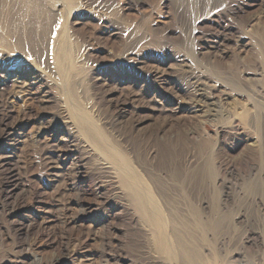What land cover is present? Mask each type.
<instances>
[{"label":"rangeland","instance_id":"374dc122","mask_svg":"<svg viewBox=\"0 0 264 264\" xmlns=\"http://www.w3.org/2000/svg\"><path fill=\"white\" fill-rule=\"evenodd\" d=\"M45 2L31 41L0 47V264H184L145 235L115 177L127 159L206 264H264V0ZM9 9L22 35L31 15ZM11 73L17 86L4 85ZM198 73L230 97L194 113ZM241 103L253 119L237 130Z\"/></svg>","mask_w":264,"mask_h":264},{"label":"bare ground","instance_id":"6f19581e","mask_svg":"<svg viewBox=\"0 0 264 264\" xmlns=\"http://www.w3.org/2000/svg\"><path fill=\"white\" fill-rule=\"evenodd\" d=\"M68 2V1H67ZM46 2H45V0H0V47L3 49V51H10V50H13V49H15V48H22L23 47V45H24V43H25V40L27 41V39L29 40L30 38V36L28 35V32L30 33V32H34L37 28H38V25L40 24V22L39 21H41V16L43 17V15L45 14V16L47 17V15H49V13H47V12H49V10L50 9H48V11H45L46 10V4H45ZM95 3V2H94ZM53 4V3H52ZM56 5V4H55ZM64 6V5H63ZM11 7H18V9H23V10H25L26 12H29L28 13V15L30 14L31 15V19H28L27 21H29L27 24H24V25H22L24 28V30H23V33H22V35L21 34H19V31L17 30V29H19V28H15V25L14 24H16L17 22L13 19V17L12 16H14V14L12 15V13H11V15H10V11H8V10H10L9 8H11ZM55 7V6H54ZM54 7H52V8H54ZM65 8H66V6H65ZM96 8V7H95ZM4 9V10H3ZM14 9V8H13ZM12 9V10H13ZM22 10V11H23ZM7 11V12H6ZM20 12H21V10H19ZM19 11H17V12H19ZM68 11V10H67ZM24 12V11H23ZM15 13V12H14ZM22 13V12H21ZM25 13V12H24ZM44 13V14H43ZM47 13V14H46ZM51 13H52V11H51ZM15 15H16V13H15ZM27 15V16H28ZM103 15V14H102ZM125 15V14H124ZM18 16V13H17V15H16V17ZM20 16V15H19ZM23 16V14L21 15V17ZM25 16H26V14H25ZM24 16V17H25ZM15 17V16H14ZM50 17V16H49ZM53 17V16H52ZM99 17H100V15H99ZM18 18V17H17ZM20 18V17H19ZM54 18V17H53ZM56 18V17H55ZM111 18V17H110ZM22 19V18H21ZM21 19H20V21H21ZM27 19V18H26ZM40 19V20H39ZM48 19H50V18H48ZM48 19H46V21L48 22ZM52 19V18H51ZM25 22H26V20H24ZM45 21V22H46ZM53 21V20H52ZM44 22V21H43ZM44 22V23H45ZM46 22V24H44V25H49L50 23H51V20H50V22H49V24ZM19 23V22H18ZM17 23V24H18ZM21 23V22H20ZM16 24V25H17ZM21 24H23V21H22V23ZM21 24L19 25L18 24V26H21ZM42 24V23H41ZM42 24V25H43ZM115 24V23H114ZM120 24V23H119ZM100 25V24H99ZM54 26V25H53ZM67 26H68V24H67ZM43 27H45V26H42V28ZM47 28V30H48V26H46ZM42 28H41V30H42ZM38 29H40V28H38ZM45 29V28H44ZM52 29V28H51ZM96 29V28H95ZM43 31V30H42ZM45 31V30H44ZM35 32H37V30L35 31ZM34 32V33H35ZM40 32V31H39ZM48 33V32H47ZM47 33L45 34V35H47ZM68 33V32H67ZM39 34V33H38ZM41 34H43V32L41 33ZM31 35H32V33H31ZM67 35V34H66ZM33 36V35H32ZM40 36H42V35H40ZM39 36V37H40ZM57 36V35H56ZM65 36V35H64ZM38 36H36V38H37ZM38 37V38H39ZM42 37H44V36H42ZM92 37V36H91ZM34 38H35V35H34ZM36 38H35V40H36ZM39 39H41V38H39ZM35 40H34V42H35ZM59 40V39H58ZM62 40V39H61ZM67 40V39H66ZM92 40V39H91ZM30 41H31V39H30ZM32 41H33V38H32ZM89 41V40H88ZM36 42H38V41H36ZM48 42V41H47ZM27 43H30L29 41L27 42ZM68 43V42H67ZM37 44V43H36ZM26 45H28V44H26ZM61 45V44H60ZM32 46V45H31ZM33 46H35V44L33 45ZM50 46V45H49ZM55 46V45H54ZM37 47V46H36ZM67 48V47H66ZM37 49H38V47H37ZM68 49V48H67ZM39 51V50H38ZM61 51V50H60ZM66 51V50H65ZM71 52V51H70ZM84 52H86V51H84ZM58 53V52H57ZM87 53V52H86ZM124 53V52H123ZM85 54V53H84ZM10 54L9 53H7V52H4L3 54H0V62H5L6 60H9V58H10V56H9ZM123 55V54H122ZM59 57H61L62 58V56H59ZM66 59V58H65ZM77 59V58H76ZM12 60V59H11ZM59 61H62L60 58H59ZM58 61V62H59ZM66 61V60H65ZM68 61V60H67ZM76 62V61H75ZM6 63V62H5ZM11 63V62H10ZM61 63V62H60ZM69 63V62H68ZM64 64V63H63ZM8 65H10V64H8ZM62 65V64H61ZM60 65V66H61ZM62 66H64V65H62ZM66 66V65H65ZM65 66H64V68H65ZM71 66H72V64H71ZM71 66H70V68H71ZM76 66V65H75ZM7 67V66H6ZM67 67V66H66ZM188 67V66H187ZM64 68L62 69V67H61V69L64 71ZM76 69H77V66L75 67ZM74 68V69H75ZM78 69H79V67H78ZM95 69V68H94ZM57 70V69H56ZM60 70V69H59ZM65 70H67V68L65 69ZM80 70V69H79ZM78 70V71H79ZM160 70V69H159ZM192 70V69H191ZM58 71V70H57ZM62 71V72H63ZM70 71H71V69H70ZM75 70H73L72 71V73L74 72ZM77 71V70H76ZM158 71V70H157ZM156 71V72H157ZM60 72H61V70H60ZM61 72V73H62ZM65 72V71H64ZM165 72V71H164ZM59 73V72H58ZM67 73V72H66ZM75 73V72H74ZM196 73V72H195ZM69 74H71L70 72H69V69H68V74L67 75H69ZM156 74V73H155ZM164 74V73H163ZM166 74V73H165ZM178 74V73H177ZM184 74V73H183ZM202 74V73H201ZM201 74L200 73H198V74H194L192 77H193V81H194V83H195V89H194V92H193V95H194V97L195 98H198V100H197V104L195 103V105H194V113H198V112H200V109H202L203 108V103H205V104H207V103H209V100L208 99H210L211 100V98H215L216 100H215V102L217 103V102H220V101H222V97L224 96V98L225 99H228L229 97H230V94H227V92H224L225 90H219L220 88H215V90L213 89V87L214 86H208L207 85V83H205V82H203L202 81V77H201ZM10 75H12V76H16V78H7V79H4V81H5V84L4 85H10V84H14V85H16V83H19L20 82V80H19V78H20V76H18V73H11ZM62 75V74H61ZM66 75V76H67ZM161 75V74H160ZM59 76V75H58ZM64 76V75H63ZM158 76V75H157ZM206 76V75H205ZM62 77V76H61ZM65 77V76H64ZM63 77V78H64ZM69 76H67V78H68ZM190 77V76H189ZM66 78V79H67ZM70 78V77H69ZM53 79V78H52ZM54 80V79H53ZM61 80H63V79H61ZM70 80H72V79H70ZM74 80V79H73ZM163 80V79H162ZM69 81V80H68ZM68 81H66V82H68ZM208 81V80H207ZM55 82V81H54ZM65 82V81H64ZM74 82V81H73ZM72 82V83H73ZM191 82V81H190ZM1 83V82H0ZM32 83V82H31ZM164 83V82H163ZM28 84V83H27ZM58 84V83H57ZM64 84V83H63ZM62 84V85H63ZM166 84V83H165ZM13 85V86H14ZM20 85V84H19ZM25 85V84H24ZM189 85V84H188ZM216 86H218L217 84H215ZM12 86V87H13ZM17 86V85H16ZM15 86V87H16ZM65 86V88H67L66 89V95H67V98L68 97H70L71 96V94H72V91H70V84L69 83H67V84H65L64 85ZM191 86V85H190ZM215 86V87H216ZM62 87V86H61ZM6 88V87H5ZM4 88V89H5ZM63 88V87H62ZM73 88H74V86H73ZM173 88V87H172ZM192 89V88H191ZM30 90V89H29ZM64 90V89H63ZM58 91V90H57ZM65 91V90H64ZM214 92V93H213ZM186 93H187V91H186ZM190 93V92H189ZM191 93H192V91H191ZM229 93V92H228ZM231 93V92H230ZM65 94V93H64ZM29 95V94H28ZM43 95V94H42ZM77 95V94H76ZM178 96V95H177ZM61 97V96H60ZM73 98H74V96H72ZM71 97V98H72ZM155 97V96H154ZM193 97V96H192ZM235 97V96H234ZM194 98V99H195ZM248 98V97H247ZM69 100H70V98H68ZM75 99V98H74ZM74 99H72V100H74ZM68 100V101H69ZM177 100V99H176ZM191 100V99H190ZM220 100V101H219ZM192 101V100H191ZM190 101V102H191ZM193 101H195V100H193ZM230 101V100H229ZM248 101H249V99H248ZM67 102V101H66ZM74 102V101H73ZM78 102V101H77ZM214 102V101H213ZM76 103V102H75ZM161 103V102H160ZM192 103V102H191ZM194 103V102H193ZM221 103V102H220ZM65 104V103H64ZM68 104H70V103H68ZM73 104V103H72ZM71 104V110H69V109H67V113L66 114H69L68 113V110H69V112H70V116H72V118L74 117L76 120H78V124L80 125V127H86V124H87V126H89L88 124L89 123H85L84 121H83V119H82V116H81V114H80V112H77L78 110H76L75 109V104L74 105H72ZM162 104V103H161ZM212 104V103H211ZM67 106V105H66ZM78 106V105H77ZM192 106V105H191ZM206 106V105H205ZM223 106H224V104H223ZM216 107V106H215ZM241 109H242V112H241V114L238 116V117H236V118H233V116L235 115L233 112H231V114H232V120H234V122H233V125H234V128L235 129H237V130H239L240 128H242V124L244 123V121H247L248 119L250 120L251 119V121H252V119L253 118H250L251 116H250V113H249V109L247 108V106H246V104H244V103H241ZM69 108V107H68ZM79 108H80V110H81V107L79 106ZM78 108V109H79ZM166 108V107H165ZM182 108V107H181ZM218 108V107H217ZM221 108V107H220ZM213 109V108H212ZM219 109V108H218ZM222 109V108H221ZM162 110V109H161ZM173 110V109H172ZM203 110V109H202ZM224 110V109H223ZM188 111V110H187ZM204 111V110H203ZM206 111V110H205ZM176 112V111H175ZM207 112V111H206ZM206 112H205V114H206ZM74 113V114H73ZM82 114L84 113L83 112V110H82V112H81ZM204 113V112H203ZM85 115L87 114V111H85V113H84ZM176 114V113H175ZM201 114V113H200ZM209 114V113H208ZM217 115V114H216ZM167 116H169V115H167ZM185 116V115H184ZM187 116H189V115H187ZM196 116V115H195ZM195 116H193V117H195ZM197 116H198V114H197ZM213 116H214V114H213ZM84 117V116H83ZM86 118H87V116H85ZM190 117H192V115L190 116ZM86 118H84V119H86ZM171 118V117H170ZM179 119V118H178ZM204 119V118H203ZM88 120V119H87ZM86 120V121H87ZM183 120V119H182ZM193 120V119H192ZM180 121V120H179ZM190 121V120H189ZM194 121V120H193ZM141 122V121H140ZM184 122V121H183ZM204 122V121H203ZM91 123V122H90ZM93 123V122H92ZM201 123V122H200ZM76 125V127H78L79 128V125ZM95 124V123H94ZM94 127H96V125H94ZM98 127V126H97ZM89 129L91 128V127H88ZM80 129V128H79ZM81 130V129H80ZM95 130H96V128H95ZM184 130V129H183ZM243 130H245V128L243 127ZM79 131V130H78ZM82 131H83V129H82ZM92 131V130H91ZM90 131V132H91ZM95 132V131H94ZM96 133H98V132H96ZM189 133V132H188ZM192 134L193 133H195V132H191ZM86 134V133H85ZM76 135V134H75ZM89 135H91V134H89ZM190 135V134H189ZM124 136V135H123ZM179 136V135H178ZM64 137V136H63ZM87 137H88V135H87ZM93 137V136H92ZM95 138H96V135H95ZM103 138V137H102ZM101 138V139H102ZM180 138V137H179ZM178 138V139H179ZM91 139V138H90ZM89 139V140H90ZM94 139V138H93ZM100 139V140H101ZM106 138H104V140H105ZM95 140V139H94ZM103 140V139H102ZM103 140V141H104ZM107 140V139H106ZM103 141H102V143L97 147L96 146V148H93V146L91 145L92 143H94V142H92L90 145H88L89 146V150H90V152H92L93 153V155H94V152H96L97 150H99V152L101 151V153H104L103 152V150H107L108 148H106L105 147V143H103ZM131 141H133V140H131ZM81 142V141H80ZM99 142V141H98ZM105 142V141H104ZM107 143H108V141H106ZM115 142V141H114ZM125 142V141H124ZM129 142V141H128ZM106 143V144H107ZM112 143V142H111ZM86 144V143H85ZM89 144V143H88ZM131 144V143H130ZM129 144V145H130ZM133 144V143H132ZM131 144V145H132ZM130 145V146H131ZM149 145V144H148ZM107 146V145H106ZM118 147V146H117ZM88 148V147H87ZM135 148V147H134ZM153 149V148H152ZM117 150V149H116ZM128 152H129V154H131V155H133V157L131 156V158H135V159H137V157L139 156L138 154H139V152H138V154L134 151V150H136V149H132V148H130V150H128V148L126 149ZM138 150V149H137ZM113 151V150H112ZM121 151V150H120ZM116 152V151H115ZM123 152V151H122ZM147 152V151H146ZM100 153V154H101ZM110 153V152H109ZM111 153H113V152H111ZM121 153V152H120ZM123 153H125V152H123ZM123 153H121L122 154V156H123ZM188 153V152H187ZM99 154V155H100ZM114 154V153H113ZM115 154H118V152L117 153H115ZM128 154V153H127ZM128 154V155H129ZM158 154V153H157ZM102 155V154H101ZM104 155V154H103ZM106 155H109L108 153H106ZM112 155V154H111ZM125 155V154H124ZM138 155V156H137ZM148 155L150 156V155H152V151L151 152H149L148 153ZM92 156V155H91ZM110 156V155H109ZM130 156H127V157H130ZM148 156V157H149ZM102 157H104V156H102ZM102 157H101V159H102ZM111 157V156H110ZM115 156H113V158H114ZM121 157V156H120ZM127 157H125V159H127ZM116 158H117V156H116ZM140 158V157H139ZM153 158V157H152ZM109 159V158H108ZM108 159H107V156H106V159H103L101 162H100V164H101V167L102 168H105V169H113L114 168V163H112L111 161L112 160H115V158L114 159H112V160H109L108 161ZM111 159V158H110ZM156 159V158H155ZM97 160V159H96ZM118 160V159H117ZM120 160V159H119ZM100 161V160H99ZM98 161V162H99ZM121 161V160H120ZM123 161H125V160H123ZM128 161V159L126 160V162H123L124 163V165H122V163L120 164V165H122L123 167H121V166H118L119 168L121 167V169L119 170L118 168H116V172L117 173H115V174H117L115 177H117L118 175L120 176H118V178L120 179V182H121V186H123V189L127 192V194L130 196V198L132 197L133 199H134V201H135V205L134 206H136L138 209H139V212H137V213H139L140 214V225L142 226V228H144V230H145V232H146V236H149L148 237V239L150 240V242H151V245H153V247L155 248V249H158L162 254L164 253V254H167L170 258L172 257V259H174L175 257L178 259H180L181 261H183V263L184 264H206V260H205V257H204V255L201 253V251H200V248L198 247V245H196V244H194L193 243V240L191 239L192 238V236L193 235H191V231H189L188 229H187V231L185 230L184 231V229L182 228L183 227V225L185 226V224H184V222H182V221H180V219L177 217V215L175 214V213H172V214H170L169 216L166 214L165 215V213H163V211H162V209H160V207H159V205H158V202H156L157 200L155 199V196H154V194L151 192L150 193V189H148L147 188V186L145 185V181H144V179L140 176V175H138V174H134L133 173V166L129 163V161ZM116 162V161H115ZM117 163V162H116ZM118 164V165H119ZM98 165H99V163H98ZM233 162H231V161H227V162H225V170L226 171H232V168H233ZM101 168V169H102ZM103 170V169H102ZM109 170H106V172H108ZM111 171V170H110ZM136 171V170H135ZM111 173V172H110ZM150 173V172H149ZM152 173V172H151ZM109 174V173H108ZM112 174V173H111ZM110 175V174H109ZM114 176V175H113ZM149 176V175H148ZM111 177V176H110ZM114 178V177H113ZM116 179V178H115ZM151 179L152 180H158V178L157 177H153V175L151 176ZM114 180V179H113ZM119 181V180H118ZM151 181V180H150ZM153 182V181H152ZM115 184V183H114ZM154 184V183H153ZM119 185V184H118ZM120 188V187H119ZM154 192V191H153ZM156 192V191H155ZM154 192V193H155ZM146 199H147V201L148 202H150V205L151 206H149L148 207V203L147 202H145L146 201ZM132 201V200H131ZM133 203V202H132ZM137 209V210H138ZM136 224V223H135ZM138 224H139V222H138ZM140 225H139V227H140ZM141 228V227H140ZM144 235V236H145ZM148 247V246H147ZM145 248V247H144ZM153 250V249H152ZM157 250V251H158ZM74 252V251H73ZM149 252V251H148ZM159 252V253H160ZM153 253H156V252H153ZM158 253V252H157ZM152 254V253H151ZM168 256H165V257H168ZM154 257H156V256H154ZM153 257V258H154ZM168 257V258H169ZM174 257V258H173ZM158 258V257H157ZM156 258V259H157ZM164 259V258H163ZM176 259V260H177ZM178 259V261H180ZM79 260V259H78ZM82 260V259H81ZM155 262L157 261V260H154ZM160 261H161V257H160ZM159 261V262H160ZM173 262V261H172ZM177 262V261H176ZM82 263V262H81ZM80 263V264H81ZM157 263V262H156ZM180 263V262H179ZM160 264H168L166 261H161V263ZM172 264V263H171Z\"/></svg>","mask_w":264,"mask_h":264}]
</instances>
